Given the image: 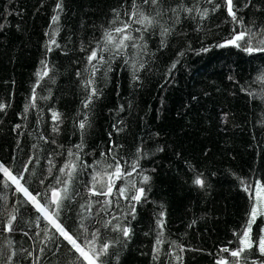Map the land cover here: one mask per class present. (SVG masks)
<instances>
[{
  "label": "trees",
  "instance_id": "1",
  "mask_svg": "<svg viewBox=\"0 0 264 264\" xmlns=\"http://www.w3.org/2000/svg\"><path fill=\"white\" fill-rule=\"evenodd\" d=\"M136 3L146 14L154 15L157 7L163 13L157 25L133 31L137 38L143 35L137 42L146 47L132 48L129 42L123 54L105 51L107 63L90 64L91 50L98 43L104 47V31L120 26L112 23L113 10L127 20L132 0H0V104L6 106L0 110V163L22 173L21 183L33 195L49 196L51 187H64L57 177L67 180L68 170L59 169L77 165L59 221L81 241V223L88 239L99 229L96 247L111 246L98 264H216L221 256L231 264L233 258L220 249L239 247L234 233L247 223L256 182L264 184V53L249 54L225 41L234 29L264 28V0H233L243 25L232 21L225 0ZM172 9L178 10L179 23ZM205 9L208 15L202 17ZM161 26L170 29L167 36L160 35ZM116 161L131 176L113 177L110 196L91 195L93 174L114 172L107 165ZM197 174L203 187L193 183ZM143 176L150 179L145 183ZM122 187L129 199L119 194ZM141 187V200L131 201ZM105 200L111 203L101 211ZM13 213L17 218L9 233L5 226ZM38 217L0 173V264H9L13 252L11 264H86ZM115 224L128 227L129 237L113 231ZM263 224L264 217H258L252 225L253 241ZM246 255V264L264 262L255 246Z\"/></svg>",
  "mask_w": 264,
  "mask_h": 264
},
{
  "label": "snow or ice",
  "instance_id": "2",
  "mask_svg": "<svg viewBox=\"0 0 264 264\" xmlns=\"http://www.w3.org/2000/svg\"><path fill=\"white\" fill-rule=\"evenodd\" d=\"M211 2V0H209ZM226 6H227V12L228 15L231 17L232 21L234 23L243 25L244 21L242 18H238L236 12L233 10V0H225ZM144 5H152L157 6L159 4V0H143ZM247 6V5H246ZM216 7H219L217 5ZM57 9H62V4L57 3L56 5ZM215 10V9H213ZM116 15V20H114L112 23L115 24L119 21L120 26L114 27L112 29H106L103 33V41H104V47L100 48L99 43L97 44V48H93L91 50L90 55L87 57V60L90 64H92L93 61H97L99 64L107 63L105 61L103 53L105 51H111L114 53V55H121L124 53V50L129 47V42H131V47L136 49H143L146 47V45L138 43L139 40H143V35H141L139 38L132 35L133 31L135 32H142L146 31L147 29L155 26L158 24V21L156 17L161 16L163 13L159 8H154V15L146 14L145 11L141 9V6L136 3V0H132V9L130 12L125 13L128 17L127 20H120V13L116 12V10H113ZM174 14L177 15L176 23H179L178 19V10L172 9L171 10ZM184 11L191 13L193 12V8H185ZM197 12H199V9H196ZM200 15L202 17H206L208 15L207 9H205L203 12H200ZM59 19V16H53L52 20L53 22H56ZM141 25L142 28H133V25ZM170 32V29L167 27L161 26L160 35L162 37L167 36ZM234 34L231 35L226 41V45H232L237 48H241L244 52L252 54V53H264V28L259 29L258 31L254 32L251 28H246L243 31H236L233 30ZM261 37L256 45H253V40L256 37ZM52 43H55L53 40ZM221 47L225 45H219ZM99 49V50H98ZM201 51H208V49H202ZM180 55H183L181 53ZM178 62V61H177ZM125 63H129L128 60L125 61ZM143 63L139 64L140 68H143ZM176 64L173 63L172 68H175ZM132 68H133V75L135 76V72L138 70L136 63L132 62ZM97 67L95 64L92 65V74L94 75L97 71ZM171 71V69L169 70ZM42 75H47V71H44ZM93 83L92 79H89L87 81V84L91 85ZM96 94V89L93 87L91 89V95ZM33 101L35 100V89L33 90ZM91 99V96L89 97V100ZM85 107L88 106L87 103L84 105ZM6 107L4 104H0V110H3V108ZM27 111V106L25 108ZM53 120L59 121L60 116L58 113L53 112L52 113ZM19 127V125H17ZM79 127L83 129L85 127V122L81 121ZM57 128H54L53 131H57ZM78 149L81 147L80 145L76 146ZM69 155L72 156L73 153L69 151ZM104 155V154H101ZM77 159H79V156L77 155ZM31 162V161H29ZM51 164V161H49ZM97 164L100 162L97 161ZM114 172L109 173L106 170L102 172H95L92 176V187L89 188V192L93 196H110L113 191L114 187V180L115 179H121L124 176H131V173H126L124 169L121 167L120 162L116 161L115 165H107V168H113ZM138 167V161H134L132 163V171L134 172L136 168ZM77 165L75 163L69 162L66 163L63 167L59 169L61 173H65V170L67 175V180L61 181L59 177H57V183H63V188H56L51 187L50 189V196L47 193H40L39 191L36 192L35 195H33L32 192L28 190L27 187L24 186V184L21 183V180L24 179L22 173L21 174H13L12 170L0 163V173L3 174L4 180H5V186H7L8 183H11L15 185L16 192L22 193L24 197L26 198V202L31 203L37 212L40 213V217L37 218V221L42 217L49 225H51L52 228L55 229V232L59 234L60 237H62L69 245H71V249L74 250L75 253H78L79 256L77 259L82 260L83 262H86V264H98L100 261V258L102 256H106L108 254L109 247L111 246L109 242H104L101 244L99 248L96 247V243L99 240V229H97L95 232L91 233V239H88V229L87 227L81 223L80 227L83 229V233L81 235L84 236L83 241L80 240L79 235H73L70 233L65 226L59 221V210L63 206V200L68 197V185L71 183L73 176L76 172ZM25 171H27V166L24 168ZM49 172L51 173V168L49 169ZM105 177H107V180H105ZM150 177L143 176V181L146 183ZM42 182V181H41ZM193 183L197 186H204V180L201 178L200 174H197L193 180ZM243 183V181H242ZM97 185H99V188H97ZM135 187V185H132ZM251 185L245 186V191H249V188ZM261 188H264V185L261 184L260 181L256 182V191L253 192L250 195V199L253 201L252 207L250 209L249 217L247 220L246 225L243 227L242 232L237 235L239 247L230 250L228 247H223L220 249L221 253H228L230 257L233 258V261L231 264H246L247 261V255L250 254L253 247L255 246L257 251L260 253L261 256H264V229H261V235H259L257 241H253L252 239V225L255 223L256 219L258 217H264V208L258 207V200L257 196L259 194V191ZM106 189V190H105ZM119 194L121 196H125L126 199H129V197L126 196V192L128 191L127 187L119 188ZM144 189L143 187L136 189L135 194H133L130 197L131 201L139 202L141 198L143 197ZM39 197V198H38ZM41 199L46 200L47 202L42 204ZM96 203H100V201H96ZM111 201L105 200L103 202V205L101 206V211L105 210L107 206H109ZM81 207H85V205H81ZM91 203L87 205V209L91 210ZM132 213L135 212L134 205L131 209ZM16 215L10 214L9 219L7 220V224L5 226L6 231L11 233L14 230V222L16 221ZM115 219V218H114ZM159 225L163 226V221L158 222ZM109 224H111V221L105 222L104 226L107 227ZM45 234V240H50L51 237L48 235V229H44ZM113 231H118L122 233L123 237L127 238L130 234V229L128 227H122L120 224H115L113 226ZM27 235V233H25ZM162 241L157 240V244H160ZM231 243V242H229ZM179 247V246H178ZM181 251H183V248H180ZM41 252L44 251L43 248L40 249ZM155 251V249H154ZM15 255V253H11L8 256V262L11 264L12 257ZM156 257H154L155 259ZM177 259H180L178 256ZM216 264H230L229 259L226 257L221 256L220 259L216 261ZM255 264V262H254ZM264 264V262H262Z\"/></svg>",
  "mask_w": 264,
  "mask_h": 264
},
{
  "label": "rangeland",
  "instance_id": "3",
  "mask_svg": "<svg viewBox=\"0 0 264 264\" xmlns=\"http://www.w3.org/2000/svg\"><path fill=\"white\" fill-rule=\"evenodd\" d=\"M262 185H264L263 183H261ZM256 191V184L254 186V190L253 192ZM257 200H258V207L260 208H264V188H261L259 191V194L257 196ZM262 229H264V224L262 226Z\"/></svg>",
  "mask_w": 264,
  "mask_h": 264
},
{
  "label": "water",
  "instance_id": "4",
  "mask_svg": "<svg viewBox=\"0 0 264 264\" xmlns=\"http://www.w3.org/2000/svg\"><path fill=\"white\" fill-rule=\"evenodd\" d=\"M113 191H114V187H113ZM113 191H112V193H113ZM112 195V194H111Z\"/></svg>",
  "mask_w": 264,
  "mask_h": 264
}]
</instances>
